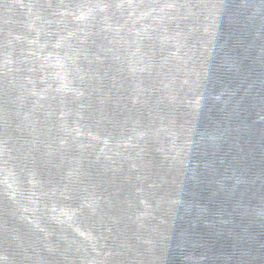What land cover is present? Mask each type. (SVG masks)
<instances>
[{"label":"water","instance_id":"water-1","mask_svg":"<svg viewBox=\"0 0 264 264\" xmlns=\"http://www.w3.org/2000/svg\"><path fill=\"white\" fill-rule=\"evenodd\" d=\"M0 264H264V0H0Z\"/></svg>","mask_w":264,"mask_h":264}]
</instances>
